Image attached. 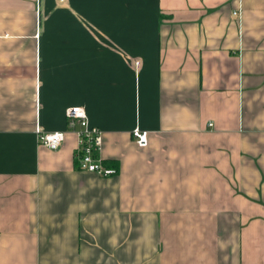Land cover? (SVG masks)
<instances>
[{"label":"crops","instance_id":"crops-1","mask_svg":"<svg viewBox=\"0 0 264 264\" xmlns=\"http://www.w3.org/2000/svg\"><path fill=\"white\" fill-rule=\"evenodd\" d=\"M0 264H264V0H0Z\"/></svg>","mask_w":264,"mask_h":264},{"label":"built area","instance_id":"built-area-1","mask_svg":"<svg viewBox=\"0 0 264 264\" xmlns=\"http://www.w3.org/2000/svg\"><path fill=\"white\" fill-rule=\"evenodd\" d=\"M236 13V11H235ZM66 116L71 128L78 134V159L81 168L96 172L102 176H110L118 170L113 166L104 163L100 155L102 148V130L90 124L87 110L84 106H70L66 110ZM80 127H77V126ZM132 134L138 144H148V131L135 127ZM65 130L43 131L38 129L39 140L52 149H57L65 139Z\"/></svg>","mask_w":264,"mask_h":264}]
</instances>
